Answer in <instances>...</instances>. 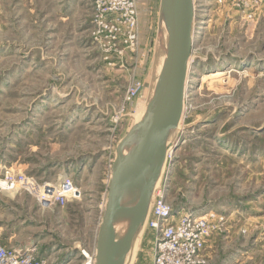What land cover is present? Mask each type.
Masks as SVG:
<instances>
[{"label":"rangeland","instance_id":"1","mask_svg":"<svg viewBox=\"0 0 264 264\" xmlns=\"http://www.w3.org/2000/svg\"><path fill=\"white\" fill-rule=\"evenodd\" d=\"M160 2L137 0L129 47L121 34L111 39L105 24L116 16L96 0H0V180L12 170L80 191L44 208L0 186L5 230L23 222L0 240L6 247L35 249L49 264H92L117 144L142 118L155 78ZM194 2L185 110L158 185L175 209L225 216L207 241L208 264H264V0ZM132 86L138 94L126 101ZM257 235L261 249L251 252ZM153 256L144 227L126 264Z\"/></svg>","mask_w":264,"mask_h":264},{"label":"water","instance_id":"2","mask_svg":"<svg viewBox=\"0 0 264 264\" xmlns=\"http://www.w3.org/2000/svg\"><path fill=\"white\" fill-rule=\"evenodd\" d=\"M194 0H161L156 73L142 118L119 141L99 227L95 264H126L146 225L170 138L185 110ZM165 27V30H164Z\"/></svg>","mask_w":264,"mask_h":264},{"label":"built area","instance_id":"3","mask_svg":"<svg viewBox=\"0 0 264 264\" xmlns=\"http://www.w3.org/2000/svg\"><path fill=\"white\" fill-rule=\"evenodd\" d=\"M96 3L101 14L116 16V19L110 20L111 24H105L111 33V39L117 40L121 34L127 46H134L138 39L137 0H96ZM137 94L138 88L132 86L128 89L125 100L132 101ZM14 172L9 170L3 175L5 188L34 195L44 208L53 204H65L80 196V191L69 179L57 184H41L34 177ZM167 189L165 183L157 185L146 221V227L153 231L154 236L153 264H208L205 257L207 241L223 230L225 216L215 210L198 214L193 210L175 209L167 199ZM90 260L95 264V253ZM0 264L49 262L38 257L35 249L8 248L0 242Z\"/></svg>","mask_w":264,"mask_h":264},{"label":"crops","instance_id":"4","mask_svg":"<svg viewBox=\"0 0 264 264\" xmlns=\"http://www.w3.org/2000/svg\"><path fill=\"white\" fill-rule=\"evenodd\" d=\"M8 211V202H6L5 200H3L2 198H0V240L2 242H6V241H12L14 237L18 236V231L17 229V225L22 224L23 222H16L13 223L9 229L10 232L5 230V227L3 226V220L2 217L7 214ZM261 238V235H257L253 238V242L251 244L252 249L251 252H255L257 249H261V248H257L259 247L258 245L260 244L258 241ZM210 241V240H209ZM20 242L18 240H15V245L16 246H22L19 244ZM208 246V242L206 244V247ZM245 250H250L249 248L245 249ZM248 252V251H247ZM240 255H242V249L238 248L236 250V254H234V256L236 257H240Z\"/></svg>","mask_w":264,"mask_h":264},{"label":"bare ground","instance_id":"5","mask_svg":"<svg viewBox=\"0 0 264 264\" xmlns=\"http://www.w3.org/2000/svg\"><path fill=\"white\" fill-rule=\"evenodd\" d=\"M164 30H165V27H164ZM231 70V69H230ZM215 74V76H219V75H221L222 74V70H218V71H216V73H214ZM181 125H179V127H180ZM173 137V136H172ZM172 137L170 138V143H171V146L170 147H172V145H173V142H172ZM167 157V156H166ZM4 185V183L2 182V180H0V186H3ZM5 188V187H4ZM146 227V226H145ZM131 253V252H130ZM129 253V254H130ZM84 254H85V252H84ZM86 255V254H85Z\"/></svg>","mask_w":264,"mask_h":264}]
</instances>
